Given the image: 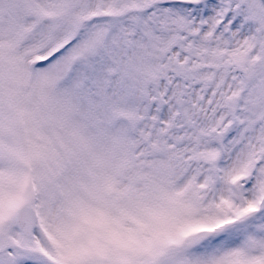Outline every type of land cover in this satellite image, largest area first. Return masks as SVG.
<instances>
[{"label":"snow or ice","instance_id":"1","mask_svg":"<svg viewBox=\"0 0 264 264\" xmlns=\"http://www.w3.org/2000/svg\"><path fill=\"white\" fill-rule=\"evenodd\" d=\"M0 264H264V0H0Z\"/></svg>","mask_w":264,"mask_h":264}]
</instances>
